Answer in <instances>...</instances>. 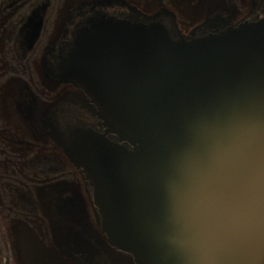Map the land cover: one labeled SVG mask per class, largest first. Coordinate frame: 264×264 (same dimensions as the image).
<instances>
[{
  "label": "water",
  "instance_id": "obj_1",
  "mask_svg": "<svg viewBox=\"0 0 264 264\" xmlns=\"http://www.w3.org/2000/svg\"><path fill=\"white\" fill-rule=\"evenodd\" d=\"M95 3L41 64L63 89L44 133L80 175L95 223L80 190L63 187L51 202L64 219L60 255L36 246L31 264H156L142 182L154 155L188 110L224 90L264 88V0L237 22L208 15L188 32L164 8Z\"/></svg>",
  "mask_w": 264,
  "mask_h": 264
},
{
  "label": "clouds",
  "instance_id": "obj_2",
  "mask_svg": "<svg viewBox=\"0 0 264 264\" xmlns=\"http://www.w3.org/2000/svg\"><path fill=\"white\" fill-rule=\"evenodd\" d=\"M142 182L156 264H264V88L188 110Z\"/></svg>",
  "mask_w": 264,
  "mask_h": 264
},
{
  "label": "flooded vegetation",
  "instance_id": "obj_3",
  "mask_svg": "<svg viewBox=\"0 0 264 264\" xmlns=\"http://www.w3.org/2000/svg\"><path fill=\"white\" fill-rule=\"evenodd\" d=\"M252 1L0 0V264H31L36 246L60 255L64 219L55 217L51 202L63 187L80 190L95 223L80 175L41 121L46 107L63 94L43 75L41 64L69 39L90 4L105 12L121 3L145 13L164 8L188 32L208 15L237 22Z\"/></svg>",
  "mask_w": 264,
  "mask_h": 264
}]
</instances>
